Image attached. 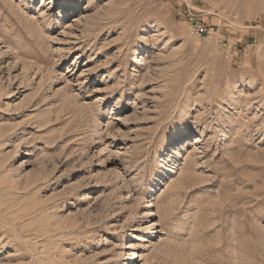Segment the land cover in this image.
<instances>
[{
	"label": "rangeland",
	"instance_id": "374dc122",
	"mask_svg": "<svg viewBox=\"0 0 264 264\" xmlns=\"http://www.w3.org/2000/svg\"><path fill=\"white\" fill-rule=\"evenodd\" d=\"M135 252L264 264V0H0V264Z\"/></svg>",
	"mask_w": 264,
	"mask_h": 264
},
{
	"label": "bare ground",
	"instance_id": "6f19581e",
	"mask_svg": "<svg viewBox=\"0 0 264 264\" xmlns=\"http://www.w3.org/2000/svg\"><path fill=\"white\" fill-rule=\"evenodd\" d=\"M64 53V52H63ZM155 226H156V224H153V225H151V228H155ZM153 238H155V236L153 235V234H149V239H153ZM143 239V238H142ZM144 242H146V240H143ZM128 246H126V248L125 249H131L133 246L131 245V244H127ZM135 259H137L136 261H135V263L134 264H137V262L139 261V257L137 256V253L135 252L134 254H133V256L131 257V260L132 261H134Z\"/></svg>",
	"mask_w": 264,
	"mask_h": 264
}]
</instances>
